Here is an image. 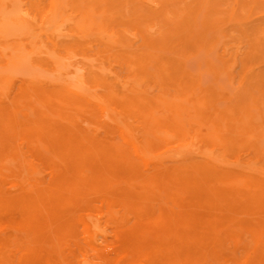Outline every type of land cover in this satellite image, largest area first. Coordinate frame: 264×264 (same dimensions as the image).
<instances>
[{
	"label": "rangeland",
	"instance_id": "1",
	"mask_svg": "<svg viewBox=\"0 0 264 264\" xmlns=\"http://www.w3.org/2000/svg\"><path fill=\"white\" fill-rule=\"evenodd\" d=\"M0 1H4V2H0V14H2L0 15V21L3 22L2 23L3 25L7 24V21L11 22L12 29L17 31V32H14V30H12L14 34L10 32L12 34L7 35L8 36V37L6 36L7 38L5 37L6 39H8L9 37L11 39L8 41H6L5 39V42H4V44L6 43L5 46L8 43V47L11 48L13 47V44L15 43L16 45L20 46L21 45L20 43L25 42L24 44L22 43L24 46L23 45L20 46V49L21 47H23L24 50L21 49L18 51L19 47L15 45L13 47L14 49L13 48L11 50L9 48H8L9 50L5 49L7 52H9L7 53V52H4L5 50L1 51L2 49L0 48V52H2L3 54V55H0V56H3L1 57V59H4V60L0 59L1 60L0 61V78H1L0 80H3L4 77L6 76L12 77L13 75H16L17 73L16 76H13L14 80L12 77L11 84L9 85L10 88L8 86V90L4 92L5 94L4 93L0 94V117H2L1 114H3L4 115L3 117H5L7 120L9 119L10 123L15 122V121L18 123L20 121L18 128L16 129V132H15L16 137L12 141V143L15 146L16 144H18L16 147L20 153L23 151L21 153V158H20L21 161L23 159L22 161L23 164L21 163L17 166V169L19 168L18 171L20 172L15 171L16 172L15 173L12 171H5L3 174L0 175V182L3 185H5L6 182L22 175L23 173H24L23 176L29 178L31 181L37 180L40 183H47L50 181L49 171L46 170L43 162L40 159H37L36 157L32 155V153L30 152V148L28 146V142L24 140L23 135H22V132H24V128L26 127V124L24 123L27 120L26 118H23V117H27L28 113L22 112L20 114L17 113V115H15L16 114L15 111L17 110L16 108L18 107V104L20 103L19 96L16 95L15 97V94H18L20 88L22 89L23 87L24 88L31 87L33 89H38V90L39 89L48 90L51 87L54 88L56 85L57 86L61 85L66 80L74 81V80H77L78 78L84 79V83H86L85 84L86 86L93 79V74H94L93 71L94 72L98 71L100 74H104L107 84L109 83L105 87L104 86L101 87L102 95L104 94L105 97L106 96L109 97V94H113L112 96H116V95H119V93H121L123 89H125L128 92L129 91L132 93L134 92L133 94L136 95V98L140 99L139 102L142 103L143 105L135 107L131 112H128L126 115L124 114L120 116H118L117 110H112L113 112L111 111L110 113L114 116L113 118L109 119L112 123L109 120H106V122H104L103 119L101 118H95L97 115V112L93 108H92L93 110L91 108L90 109L88 108V110H84L86 112L85 114L69 111L68 114L72 122L73 121L75 122V127L82 126L86 129L89 128L88 129L89 133L93 134L97 141L103 144L106 149L112 150L116 154L113 157L104 156L100 159H97V158L91 159L87 162V164H98L99 163L102 166L105 165L110 168L113 167L115 175L119 177L120 180L126 181L127 179H130L131 177L133 180H135L136 178L140 177L141 174L145 173V170L141 167L140 160L130 150L131 149L130 146L122 138H120L119 133L115 131V127L122 126V128H124V126L130 125L132 128L135 129V131L138 133L139 136L143 135L146 137V149H147L146 150L147 151L146 153V166H147L146 167V170H147L146 177H148L146 178L147 179L146 180V185H147L146 186V202H144V200H135L134 202L128 201L127 204L121 202L119 204L112 206V210L110 211L111 212L113 211L112 212L113 214L115 215L117 214L116 216L119 219H122L126 224H129L130 226L134 225L133 218L136 215V212L138 209H140V211L144 209H148L146 210V220L150 221L149 223H152L155 225L161 220L163 216V212H167L169 215H173L175 217L176 223L177 221L178 222L181 221L182 217L190 209L191 210L194 209V211L196 209L199 210V211L197 210L195 211L197 214L202 211L201 212L202 215H205V212H206V215H209L208 211L210 214H213L214 212L215 214L216 213L223 214L226 219L222 218L220 222H221V225H223V227L224 226L226 227V228L224 227L226 230L225 229H224L225 231L222 230V233L221 232L219 233L217 240L213 241V242H216V244L213 243L211 246L208 247L207 252H209L210 255L209 253L207 254V257L204 259L205 263L203 261V264H207V262L208 264H212V261H213V264H240V263L245 264V260L247 256L249 255L254 256L252 258V264H260L261 262H258V260L255 258L256 256L255 253H257L256 252L257 244H260V247L262 246L264 247V228H263L264 218H262V216L264 215V211H263L264 210V200H263L264 199V181H262L264 180V177L261 176V174L264 173V168H263L264 167V155H263L264 154V139L260 140L262 137L264 138L263 136L264 135V127H263L264 126L263 125L264 124V113H262L264 112V97H263L264 96V60H263L264 59V44H263L264 43V0H203L204 2H202V4H200L202 0H183V1L175 0V2L174 0H162V3H161V0H149V1L148 0H141V1L135 0L136 2L140 1V3H138L139 5H137L135 1H134L135 3H132L133 0H127V2L126 0H124V2L123 0H108L107 3H106L107 0H103L105 5L102 2V0H98V1L97 0L96 1L94 0H57V1L53 0L54 5L50 9H49V5L51 3V0H33V2L37 1L35 7L30 5L31 0H18V2H20L19 4L16 0H0ZM192 1H194L193 4H190L192 3ZM199 1L200 3H197ZM93 2H95V4H93ZM206 2H208L209 4ZM170 3L171 5H169ZM188 3L189 5H187ZM121 4L123 6H121ZM99 5H100V8H99ZM120 7H121V11L119 12ZM18 8H20L21 10ZM125 8L127 10H125ZM183 8H185L186 12H184ZM57 9L60 11V13ZM142 10L144 11V13L142 12ZM167 10L169 11V14ZM129 12L133 18L128 14ZM177 12L178 13L183 12L181 13L183 16H181L180 14H177ZM92 13H95V14L92 15ZM121 13L123 17H121ZM133 13L135 16L133 15ZM116 14H118V16ZM144 14H146V16ZM128 15L130 16L131 19L128 18L129 17ZM34 16H38L39 19L37 18L36 20V17L34 18ZM41 16H44L43 17L44 19H42ZM95 16L97 17V19L95 18ZM180 16L181 18H179ZM142 17H145L143 19L146 21L138 22L140 19L142 20ZM166 17L171 18V19L173 18L172 20L170 19L173 25L170 24V22H168L169 20ZM46 18H50V19L52 18V19L51 20L48 19L49 20L48 21L46 20ZM232 18L234 19L232 20ZM84 19L86 20V22H84L85 21ZM177 19H180V21L178 20L179 21L178 22ZM149 20H152V21L147 23V21ZM230 20H231V23L232 21L233 23L236 22V24H233L234 28L232 27ZM78 22H80L81 24ZM167 22L170 24V26L169 24H167ZM48 23H50L48 27H45ZM84 23H86L87 26ZM78 24L80 25V27ZM26 25H28V27L30 28H28ZM51 25L53 26L52 30H50L52 28ZM149 25L151 26V28ZM19 26H22V28ZM225 26H227V28ZM140 27H143V28L145 27L146 29L145 28L144 29L146 31H144L143 28L140 29ZM153 27H155V29H153ZM165 27H168V28L165 29ZM170 27L173 31H171V29L169 30ZM229 27H232V29ZM74 28H76V30H73ZM149 29L152 30L153 32H151ZM32 30H35V33L34 31L33 33H31ZM161 30L163 31L162 33H161ZM177 30L179 31L177 32ZM46 31H48L47 35L44 34ZM120 31L123 33V36L121 33H119ZM115 32H118V34H115ZM30 33L31 35H34L35 38L32 39L33 36H31ZM161 34L162 35L164 34V36H162ZM231 34H234L233 37L236 36V38H232ZM229 35L230 37H228ZM63 36H66V37H63ZM60 37H63V38H60ZM114 37H115V40H114ZM118 39L120 40L118 41ZM150 39L153 43H155V45H159L160 47L159 46L156 47L150 41ZM187 39H190V40H187ZM234 39L237 41L235 42ZM257 39H260V40L257 41ZM51 40L56 44L55 46L52 44ZM111 40H114V41L117 40V41L114 42ZM255 40L257 43H259L260 46L257 45ZM98 41H101V42H98ZM184 41L186 43H184ZM17 42L19 44H17ZM117 42H120V43H117ZM50 43H51V46H50ZM105 45L107 47L106 48L107 50L105 49ZM124 45H126V47ZM38 46L40 50L39 49L37 50ZM17 47L18 49H16ZM145 47L152 50V52L147 49L144 50ZM129 48H132V49H129ZM156 50L158 51L163 50L164 54L161 52H157ZM252 51H254L255 53ZM54 52L56 54H54ZM231 52H233V55H231L232 54ZM5 54L8 55V57ZM50 54L51 55L53 54L55 56L54 57L55 59L53 58V55L51 58ZM28 56H30V59ZM82 56H83V59H82ZM241 56H243L244 58L243 57L241 58ZM254 56L256 59L254 58ZM163 57H164V60L162 59ZM20 58L21 60H19ZM85 59H87L88 62ZM166 59H168V62H166ZM226 59L227 61L230 60V62H227ZM242 59L244 60L246 59V61ZM8 61H11V62H8ZM51 61H56L54 66L52 65ZM255 61L256 63H254ZM15 62L18 64H16ZM234 63L236 65H234ZM244 65H246L245 68H244ZM168 66L169 67L171 66V67L169 68ZM96 68H99V69H96ZM54 69L56 71L53 72ZM226 69L227 70L229 69V70L227 71ZM76 70L77 72H75ZM62 72L67 73V78H65V75L61 74ZM253 72H254V75L252 74ZM40 74H41V77H47V79L39 77ZM48 75L54 76V78L51 79L50 78L51 76L49 77ZM70 75L72 76L70 77ZM170 75L173 77H170ZM181 75H182V78H181ZM255 75L257 78L254 77ZM258 76L259 77L262 76L261 77L262 79L259 80L260 78ZM49 78L53 81H50ZM167 78L168 80H165ZM247 78L249 80H247ZM60 79H61V82H60ZM180 79L182 82H180ZM192 79H196L197 81L196 80L193 81ZM257 79H258V82H260L261 84L256 82ZM55 80H59L57 81L58 83L55 82ZM186 80L188 82H185ZM189 80L191 84H189ZM183 82L186 84L184 85ZM27 84L29 87L27 86ZM168 84L170 87L166 86ZM194 85L196 86V88ZM88 86L89 85H87V87ZM165 87H169V88L167 89ZM192 87H193L192 89L193 91L190 90V88ZM135 89L138 91H136ZM185 89H188L191 92L188 90L186 91ZM108 90H112L114 93L112 91H110L111 92L110 93ZM208 91H210V93ZM193 92H195V94ZM214 92H216L217 94H215ZM189 93L190 95H188ZM197 93H198V97L201 100L198 97L197 98L195 97L197 96L196 95ZM205 95L209 96L207 97L208 101L204 99L206 97ZM172 99L177 100V101L179 100V102L185 101L184 103L186 104L183 105V102L182 103L178 102L179 104H181L179 105L177 101L175 103V101L173 102ZM195 99H198L199 101L198 100L195 101ZM119 101L117 103H119ZM204 101L206 102L204 103V105L207 106V109H206V106H203ZM161 103H164L165 105ZM156 104L159 105L158 107L160 109H158ZM190 104L191 105L193 104L192 107ZM211 104L214 105V107L215 106L216 107L214 108ZM174 105L178 106L179 108L175 107ZM149 108H151L150 111H149ZM152 108L153 109L155 108V110H153ZM253 108L254 110H252ZM185 109H187V111ZM216 110L217 111L220 110L221 115L219 114V111L217 113L219 115H217ZM240 110L244 112H241ZM245 111H248V112L245 113ZM250 111L252 112V115H251L252 119L249 116L251 113ZM242 113L243 114L245 113L244 117L243 115L241 116ZM142 114H146V118H147L146 124H141L140 121L136 120L137 116H140ZM155 114L157 115V117ZM161 114H162V117H161ZM177 115L179 116V119H177L178 118ZM199 115L202 117H200ZM212 116H214L216 119L214 120V117L211 119ZM87 117L98 120V121H102V123L98 126L99 129L96 128V130H94L95 129L94 126L91 125L92 123L87 120ZM190 117L193 119H197V121L193 119L189 121ZM236 117H238V119H235ZM152 120L155 121V123L154 122L152 123ZM182 120L183 121L185 120V121L180 123L179 121H182ZM186 120H188L187 121L188 124L186 123ZM243 120L249 123L248 128L245 127L247 125L246 123L242 124L244 123ZM218 121L222 123L225 122V123L221 125V123ZM69 122L71 121L69 120L67 123L61 122V124L60 122L59 123L54 122L53 125L47 128L49 130L46 129V131H44L42 135L43 137L45 136L44 140L46 141V142L43 141L46 145L45 144L42 145L43 146L42 149L44 150V152L51 148H54L55 146L62 147L63 145L67 143L66 137L69 134H71L70 128L74 127V125L71 126V124L73 123H69ZM202 122H204V124ZM55 123L58 125L56 126ZM135 124L137 125L135 126ZM212 124H214L216 128H214ZM225 124H226V127L224 126ZM184 125H187V126H184ZM237 125L238 127H236ZM196 126L198 128H196ZM210 127H212V130H214L215 133L214 131L210 129ZM242 128H244V130ZM20 129L23 131L20 132ZM185 130H187L188 133ZM178 131L180 132L182 131V132L180 133ZM184 131L186 132V134ZM200 131H202L203 133ZM241 132L243 136H241L240 134ZM248 132L250 134H248ZM244 133H246L248 136L246 135L244 136ZM48 135L50 136V138L47 137ZM187 136H189L190 138ZM195 136L196 138H194ZM235 137H237V139H235ZM251 137H253V139ZM197 138L199 141L197 140ZM218 138L221 140H219ZM222 138H224L225 140ZM249 138L251 139V141ZM120 139H121L122 144H120L119 142ZM242 139H243V142H242ZM52 140L54 142H52ZM184 140L186 141V143ZM148 141H151V144L155 142L153 145L154 146L153 148L155 150H153V148L151 149L152 146L150 145ZM212 141L215 142V144ZM232 141H235V143L237 144L239 143V141H241L242 144L239 143L238 145H236V144H233ZM50 142L52 143V145L54 144L55 146L53 145L52 147L50 145L51 144ZM144 142L145 141H143V143ZM59 143L60 145H58ZM147 143L149 145H147ZM157 143H158V146L157 148H155ZM118 144H120L121 147L123 146L122 149L120 145L118 146ZM48 145L50 146V148L48 147ZM192 145H195L196 147L193 146L194 147L193 148ZM198 145H199V148H197ZM124 146L127 148H125ZM214 147H217V148H214ZM118 148L120 149L121 152L119 151ZM191 148L195 151H193ZM227 148L228 150L226 151ZM203 149H206V150H203ZM152 150L155 153H153ZM207 150L208 152H206ZM220 150L224 151V153H222V151ZM157 152L159 155L157 154ZM161 152H164V153H161ZM195 152H197L199 155L195 154ZM227 152H229V154ZM252 152L254 153V155ZM173 153L177 154V156H175ZM147 154L151 155V157L150 156L148 157ZM153 154L154 156H152ZM214 154H216L218 157H216V155ZM168 155L169 157H167ZM202 155L204 156L207 155L208 157L207 156L203 157ZM249 155H251L250 159H249ZM247 157L249 161L246 160ZM126 158H129V160ZM184 158H186L187 160ZM216 159L218 161L215 162ZM194 160L197 162L193 163L195 162ZM204 160L207 162V164ZM135 161L137 162L134 163ZM181 161L186 164L182 163ZM202 162H203V165H202ZM218 162H222V163L219 164ZM204 164H205V167H204ZM132 165H134V168H132L133 167ZM154 165H158V167L157 166L155 167ZM260 165H263V167ZM257 166L259 167V171L257 170L258 169ZM20 167H22L23 169ZM136 167L138 168L136 169ZM247 167L250 169H248ZM174 168L176 172L173 170ZM156 169L158 170L160 169V171L163 172L162 184L160 185L159 184L155 185L153 183V180H151L155 178L158 172V170ZM251 169H253V172ZM260 169L263 171V173L262 171H260ZM126 170L127 171L129 170V171L127 172ZM223 170L225 172H223ZM149 171L151 174H148ZM186 171L188 174L190 172H192V174L191 173L190 175L185 174ZM242 172L244 174H242ZM195 173L196 175H193ZM34 174L36 176H34ZM169 174H171L170 178L172 179H169ZM129 175L131 177H129ZM176 175L179 177H177ZM201 175L203 176L201 177ZM189 178L190 179L192 178V179L189 180ZM230 178L232 179L231 181L229 180ZM186 179L187 181H185ZM166 180L173 185L170 184L171 185L170 186ZM148 181L152 183L150 184L148 183L149 184L148 185L147 184ZM184 181L186 183L187 182H190V183L186 184ZM219 181L220 182L222 181L223 184L225 183V185H223ZM176 182H179V183H176ZM209 182H211V184H209ZM164 183H168V184H164ZM184 184L189 185V186L186 187V185ZM196 184H198L199 187H197ZM76 186H77V189H82L83 185L81 184V182H78L74 185L75 188ZM5 188L8 191L12 190L10 186L8 185H5ZM187 188H188V191L186 190ZM121 190L126 193L127 191H129V188L126 187V185H124L121 187ZM128 194L131 196L130 192H128ZM187 194H189L191 197ZM259 194L261 195L262 200ZM201 196H203L204 200L201 198ZM135 197L136 195H134L131 200H133ZM192 197L195 199H193ZM150 198L152 199L154 198L153 201L155 202H151L152 199ZM208 198H212V199L209 200ZM92 200H94L93 204L98 209L99 208L102 209L103 212L109 211L108 206L104 204L101 199L92 198ZM196 200L198 202H195ZM257 200H259V202L261 203H259ZM147 201H149L150 203ZM209 201L212 204V206L209 203ZM203 202H204V205L206 206L202 204ZM239 202L242 204V206L245 205L244 206L245 208L242 207L241 205H239L240 206L239 208L238 207V204H240ZM196 203L199 205L196 206ZM145 204L147 208L144 207ZM164 204H166L167 206H165ZM259 204L263 208L256 207V206H259ZM149 205L151 208L149 207ZM200 205L203 206L207 211L205 209L204 210L200 209L201 208ZM209 205L214 209L210 208ZM214 205L216 206V210H215V207H213ZM234 205L236 207H234ZM125 210L128 212V214L127 212H125ZM153 210L155 212H153ZM210 210L212 211L210 212ZM218 210L221 212H219ZM230 211L236 212V213L231 214ZM238 212H240L241 214L244 213V215H241ZM245 213L247 214L245 215ZM201 214L199 215L201 216ZM255 214H257V216ZM94 215L97 220L99 219L103 222L104 225L106 224V217L98 214L100 216L99 218L97 214H94ZM232 215L235 217H233ZM252 220H255V221H252ZM256 221L258 223L260 222V224L263 223V225L261 224L263 227L259 226L260 228H258L259 224ZM227 222L228 224H231L232 228L234 227L236 229L234 228L232 229L230 225L229 226L226 225ZM245 222H248V223L250 222L249 223L250 226L248 223H245ZM241 223L243 224L245 223V224L243 225ZM252 223L255 224L256 226H254ZM184 225L188 230L193 229V223L187 222V223H184ZM202 225L203 226L205 225L204 222L201 224V226ZM107 226H108L107 227L108 232L112 233V226L109 224ZM191 226L192 228H189ZM203 228L207 229L206 226H204ZM157 231H158V228H156V226L147 225L146 229L144 230V235H146L147 238H150V236L152 238L154 234H156ZM229 231H231V233H229ZM235 232L236 233L238 232L239 234H236ZM14 233H16L15 230H14ZM223 234H225L226 236ZM226 237L228 239H225ZM239 239L241 241H239ZM244 243H247V244L249 243L248 247H247V244H244ZM224 244H225V247H224ZM229 244L231 247L229 246ZM79 246H85V244H84L81 234H79V231H78V234L76 235V237H74L72 240L69 241V247H70V250L74 254H78ZM223 248L225 249L223 250ZM226 252L228 253V256ZM189 259H190V253L188 251H181L176 254L170 255V257L168 258V263L169 264H190ZM93 261L98 264L100 263L98 259H93Z\"/></svg>",
	"mask_w": 264,
	"mask_h": 264
},
{
	"label": "bare ground",
	"instance_id": "2",
	"mask_svg": "<svg viewBox=\"0 0 264 264\" xmlns=\"http://www.w3.org/2000/svg\"><path fill=\"white\" fill-rule=\"evenodd\" d=\"M18 2V0H16ZM57 1V0H56ZM96 1V0H94ZM98 1V0H97ZM135 0H133L132 3ZM141 1V0H140ZM136 2L137 5H139ZM149 1V0H148ZM183 1V0H182ZM0 2H4V1H0ZM15 2V1H14ZM37 2V1H36ZM36 2L33 0H31V6L35 7L36 6ZM65 2V1H64ZM103 2V0H102ZM108 2V0L106 1V3ZM124 2V0H123ZM127 2V0H126ZM166 2V1H165ZM173 2V1H171ZM175 2V0H174ZM194 1H192L193 4ZM196 2V1H195ZM202 2H204L203 0L197 3L202 4ZM20 2H18L19 4ZM88 3V2H87ZM98 3V2H96ZM104 3V2H103ZM102 3V4H103ZM119 3V1H118ZM162 3V0H161ZM177 3V2H176ZM189 3L187 5H189ZM208 3V2H206ZM67 4V3H65ZM64 4V5H65ZM89 4V3H88ZM93 4H95V2H93ZM123 4V3H122ZM121 4V6H123ZM126 4V3H125ZM209 4V3H208ZM238 4V3H236ZM21 5V4H20ZM54 5V1L51 0V3L49 5V9L51 7H53ZM60 5V4H59ZM58 5V7H59ZM87 5V4H86ZM101 5V4H100ZM99 5V8H100ZM105 5V3H104ZM108 5V4H107ZM134 5V4H133ZM132 5V6H133ZM171 5V3L169 4ZM178 5V4H177ZM199 5V4H198ZM81 6V5H80ZM85 6V5H84ZM96 6V5H95ZM128 6V5H127ZM181 6V5H180ZM186 6V5H184ZM20 7V6H19ZM22 7V6H21ZM68 7V6H67ZM91 7V6H90ZM93 7V5H92ZM104 7V6H103ZM109 7V6H108ZM126 7V6H125ZM170 7V6H169ZM168 7V8H169ZM2 8V7H1ZM26 8V7H25ZM63 8V7H62ZM102 8V7H101ZM110 8V7H109ZM119 8V7H118ZM124 8V7H122ZM127 8V7H126ZM125 8V10H127ZM182 8V7H181ZM3 9V8H2ZM20 9V8H18ZM84 9V8H83ZM106 9V8H105ZM137 9V8H136ZM184 12L185 11V8ZM211 9V8H210ZM21 10V9H20ZM58 10V9H57ZM101 10V9H99ZM112 10V9H111ZM124 10V9H122ZM237 10V8H236ZM235 10V12H236ZM11 11V10H10ZM17 11V10H16ZM59 11V10H58ZM92 11V10H90ZM89 11V12H90ZM117 11V10H116ZM121 11V7L119 12ZM130 11V10H128ZM132 11V10H131ZM168 11V10H167ZM4 12V11H3ZM94 12V11H92ZM113 12V11H111ZM123 12V11H122ZM127 12V11H126ZM125 12V13H126ZM142 12L144 13V11L142 10ZM141 12V13H142ZM146 12V11H145ZM165 12V11H163ZM172 12V11H171ZM212 12V11H211ZM210 12V13H211ZM47 13V12H46ZM60 13V11H59ZM107 13V12H105ZM142 13V14H143ZM173 13V12H172ZM181 13L183 12H177V14H180L181 16H183ZM209 13V11H208ZM12 14V13H11ZM48 14V13H47ZM95 13H92V15ZM104 14V13H103ZM102 14V16H103ZM130 15V12L128 13ZM169 14V11H168ZM212 14V13H211ZM235 14V13H234ZM233 14V15H234ZM2 15V14H0ZM44 15V14H43ZM90 15V14H89ZM106 15V14H105ZM111 15V14H110ZM118 16V14H116ZM125 15V14H123ZM127 15V14H126ZM128 15V16H129ZM134 15V13H133ZM146 16V14H144ZM143 15V16H144ZM209 15V14H208ZM5 16V15H4ZM27 16V15H26ZM29 16V15H28ZM91 16V15H90ZM131 16V15H130ZM130 16L128 18H130ZM135 16V15H134ZM172 16V15H171ZM181 16L179 18H181ZM202 16V15H201ZM31 17V16H30ZM36 17V20L38 18V16H34V18ZM42 19H44V16H41ZM48 17V16H47ZM88 17V16H87ZM86 17V18H87ZM107 17V16H106ZM121 17L122 13H121ZM132 17V16H131ZM168 17V16H167ZM166 17V18H167ZM3 18V17H2ZM95 18L97 19V17L95 16ZM101 18V17H100ZM133 18V17H132ZM135 18V17H134ZM137 18V17H136ZM139 18V16H138ZM142 17V20L140 19L138 22L141 21H146L144 20ZM176 18V17H175ZM39 19V18H38ZM50 18H46V20H48ZM52 19V18H51ZM50 19V20H51ZM83 19V18H82ZM81 19V20H82ZM91 19V18H90ZM127 19V18H126ZM131 19V18H130ZM129 19V20H130ZM151 19V18H149ZM170 22V24H172L171 18H167ZM171 19V20H170ZM234 18H232L233 20ZM33 20V19H32ZM80 20V19H79ZM85 20V19H84ZM83 20V21H84ZM104 20V19H103ZM125 20V19H124ZM153 20V19H152ZM152 20L147 21L150 22ZM156 20V19H155ZM165 20V19H164ZM180 21V19H177V21ZM49 21V20H48ZM56 21V20H55ZM54 21V22H55ZM82 21V22H83ZM101 21V20H99ZM136 21V20H135ZM163 21V20H161ZM178 21V22H179ZM235 21V20H234ZM86 22V20L84 21ZM88 22V21H87ZM155 22V21H154ZM160 22V21H159ZM167 22V24H169ZM228 22V20H227ZM240 22V21H239ZM3 22L0 21V48L2 49L1 51H4L5 49L7 50L8 47V43H7V48L4 44L5 39L8 37L7 35L9 34H14L15 31L14 29H12V23L7 21V24H2ZM52 23V22H51ZM80 23V22H78ZM165 23V22H164ZM231 23V20H230ZM50 23H48L45 27H48ZM66 24V23H65ZM64 24V25H65ZM81 24V23H80ZM86 25V23H84ZM144 24V22H143ZM155 24V23H154ZM166 24V25H167ZM169 24V26H170ZM233 24L231 23L232 27L234 28ZM29 25V24H28ZM28 25H26L28 27ZM79 25V24H78ZM77 25V26H78ZM90 25V24H89ZM157 25V24H156ZM173 25V24H172ZM52 26V25H51ZM50 26V27H51ZM87 26V25H86ZM141 26V25H140ZM150 26V25H149ZM168 26V27H169ZM228 26V25H227ZM227 26H225L227 28ZM230 26V25H229ZM18 27V26H17ZM22 28V26H19ZM25 27V26H24ZM26 27V29H27ZM55 27V26H54ZM80 27V25H79ZM85 27V26H84ZM89 27V26H88ZM96 27V26H95ZM168 27H165V29H167ZM176 27V26H175ZM232 27H229L232 29ZM236 27V26H235ZM30 28V27H28ZM91 28V27H90ZM103 28V27H102ZM143 27H140V29H142ZM145 28V27H144ZM143 28L144 31H146ZM149 28V27H148ZM151 28V26H150ZM177 28V27H176ZM225 28V30H226ZM238 28V27H237ZM244 28V26H243ZM32 29V28H31ZM53 29V26L50 30ZM126 29V28H125ZM128 29V28H127ZM153 29H155V27H153ZM164 29V27H163ZM171 29V27L169 28V30ZM180 29V27H179ZM12 30H14V32H12ZM49 30V31H50ZM61 30V29H60ZM73 30H76V28H74ZM120 30V29H119ZM123 30V29H122ZM150 30V29H149ZM247 30V29H246ZM25 31V30H24ZM35 33V30H32L31 33ZM66 31V30H65ZM125 31V30H124ZM129 31V30H128ZM142 31V32H144ZM148 31V30H147ZM151 32H153L152 30H150ZM149 31V32H150ZM166 31V30H165ZM171 31H173L171 29ZM176 31V30H175ZM179 30H177L178 32ZM228 31V30H227ZM12 32V33H10ZM83 32V31H82ZM155 32V31H154ZM163 31L161 30V33ZM176 32V33H177ZM236 32V31H235ZM246 32V31H245ZM249 32V31H248ZM30 33V35H31ZM74 33V32H73ZM71 33V34H73ZM85 33V32H84ZM83 33V34H84ZM104 33V32H102ZM119 33L122 34L123 33L120 31ZM129 33V32H128ZM132 33V32H131ZM134 33V32H133ZM180 33V32H179ZM45 35L48 34V31H46L44 33ZM111 34V32H110ZM115 34H118V32H115ZM140 34V33H139ZM144 34V33H143ZM16 35V34H15ZM96 35V34H95ZM94 35V36H95ZM131 35V34H130ZM136 35V34H135ZM134 35V36H135ZM162 35V34H161ZM178 35V34H177ZM234 34H231L232 38H236V36L233 37ZM260 35V34H259ZM7 36V37H6ZM28 36V35H27ZM33 38H35L34 35ZM98 36V35H97ZM125 36V35H124ZM128 36V35H127ZM132 36V35H131ZM164 36V34L162 35ZM261 36V35H260ZM263 36V35H262ZM6 37V38H5ZM24 37V36H22ZM66 37V36H63ZM60 37V38H63ZM100 37V36H99ZM133 37V36H132ZM227 37V36H226ZM230 37V35L228 36ZM17 38V37H16ZM137 38V37H136ZM14 39V38H12ZM20 39V38H19ZM22 39V38H21ZM102 39V38H101ZM113 39V38H112ZM131 39V38H130ZM143 39V38H142ZM145 39V38H144ZM152 39V38H151ZM150 39V41H151ZM231 39V38H230ZM11 40L10 37L8 39H6V41ZM84 40V39H83ZM115 40V37H114ZM111 40V41H114ZM120 39H118L119 41ZM146 40V39H145ZM184 40V39H183ZM190 40V39H187ZM185 40V41H187ZM235 40V39H234ZM260 39H257V41ZM17 41V40H16ZM52 41V40H51ZM57 41V40H56ZM92 41V40H91ZM117 41V40H116ZM114 41V42H116ZM128 41V40H127ZM184 41V43H186ZM229 41V40H228ZM237 40H235L236 42ZM12 42V41H11ZM22 42V41H20ZM29 42V41H28ZM101 42V41H98ZM134 42V41H133ZM152 42V41H151ZM256 42V40H255ZM10 43V42H9ZM14 43V42H13ZM23 43V42H22ZM22 43H20L21 45H23ZM31 43V42H30ZM29 43V44H30ZM120 43V42H117ZM132 43V42H131ZM153 43V42H152ZM257 43V42H256ZM12 44V43H11ZM17 44H19L17 42ZM52 44L55 46L56 44L52 41ZM115 44V43H114ZM155 45V43H153ZM264 44V43H263ZM10 45V44H9ZM16 45L13 44V47ZM20 45V46H21ZM31 45V44H30ZM46 45V44H45ZM44 45V46H45ZM257 45H259V43H257ZM12 46V45H11ZM18 46V45H16ZM18 47L16 49L21 50L23 49V47H21L20 49ZM24 46V45H23ZM51 46V43H50ZM103 46V45H102ZM121 46V45H119ZM126 47V45H124ZM156 47L159 45H155ZM176 46V45H175ZM260 46V45H259ZM9 48L10 50L13 48ZM53 47V46H52ZM160 47V46H159ZM257 47V46H256ZM59 48V47H58ZM106 45H105V49H106ZM8 49V50H9ZM14 49V48H13ZM40 50L39 46L37 48V50ZM132 49V48H129ZM134 49V48H133ZM136 49V48H135ZM143 49V48H141ZM150 50L149 48H144V50ZM162 49V48H161ZM239 49V48H238ZM4 52H7V51ZM24 50V49H23ZM22 50V52H23ZM59 50V49H58ZM107 50V49H106ZM233 50V49H231ZM252 50V49H251ZM17 51V50H16ZM14 51V52H16ZM27 51V50H25ZM32 51V50H31ZM42 51V50H41ZM152 52V50H150ZM154 51V49H153ZM157 52H161L164 54V51H158ZM163 51V52H162ZM171 51V50H170ZM235 51V50H234ZM255 51V49H254ZM252 51V52H254ZM3 52V53H4ZM13 52V51H12ZM21 52V53H22ZM114 52V50H113ZM148 52V51H147ZM166 52V50H165ZM251 52V51H250ZM9 53V52H7ZM34 53V52H33ZM32 53V54H33ZM73 53V52H72ZM172 53V52H171ZM170 53V54H171ZM233 55V52H231ZM255 53V52H254ZM27 54V53H26ZM31 54V53H30ZM54 54H56L54 52ZM107 54V53H106ZM169 54V52H168ZM0 55H3L2 52H0ZM6 55V54H5ZM13 55V54H12ZM51 55V54H50ZM53 55V54H52ZM51 55V58H52ZM8 57V55H6ZM36 56V55H35ZM47 56V54H46ZM230 56V55H229ZM3 56H0V59ZM5 57V58H7ZM30 59V56H28ZM55 56L53 55V58ZM243 56H241L242 58ZM17 58V57H16ZM15 58V59H16ZM63 58V57H61ZM67 58V56H66ZM70 58V57H69ZM166 58V57H165ZM230 58V57H228ZM240 58V57H239ZM238 58V59H239ZM244 58V57H243ZM255 58V56H254ZM262 58V57H261ZM260 58V59H261ZM18 59V58H17ZM28 59V58H27ZM28 59V60H29ZM55 59V58H54ZM83 59V56H82ZM93 59V58H91ZM164 60V57L162 58ZM256 59V58H255ZM4 60V59H1ZM0 60V61H1ZM8 60V59H7ZM21 60V58L19 59ZM59 60V59H58ZM65 60V59H63ZM68 60V59H67ZM73 60V59H72ZM87 62L88 60L85 59ZM244 60V59H242ZM258 60V59H257ZM264 60V59H263ZM26 61V60H25ZM62 61V59H61ZM180 61V60H178ZM227 61V59H226ZM235 61V60H234ZM246 61V59L244 60ZM243 61V62H244ZM11 62V61H8ZM29 62V61H28ZM52 65L54 66L56 61H51ZM166 62H168V59H166ZM227 62H230L227 61ZM248 62V61H247ZM16 63V62H15ZM237 63V62H236ZM245 63V62H244ZM256 63V61L254 62ZM18 64V63H16ZM15 64V65H16ZM167 64V63H166ZM247 64V63H246ZM13 65V64H12ZM63 65V64H62ZM174 65V64H173ZM234 65H236L234 63ZM99 66V65H98ZM167 66V65H166ZM172 66V65H171ZM170 66V67H171ZM228 66V65H227ZM69 67V66H68ZM169 67V66H168ZM169 67V68H170ZM215 67V66H214ZM213 67V68H214ZM225 67V66H224ZM233 67V65H232ZM246 67V65H244V68ZM262 67V66H261ZM231 68V67H230ZM242 68V67H241ZM243 68V70H244ZM253 68V67H251ZM263 68V67H262ZM40 69V68H39ZM99 69V68H96ZM152 69V68H151ZM168 69V68H167ZM233 69V68H232ZM231 69V71H232ZM78 70V68H77ZM77 70L75 72H77ZM150 70V69H149ZM170 70V69H169ZM215 70V69H214ZM227 70V69H226ZM225 70V71H226ZM229 70V69H228ZM227 70V71H228ZM56 71L55 69L53 70V72ZM67 71V70H66ZM104 71V70H103ZM239 71V70H238ZM4 72V71H3ZM45 72V71H44ZM92 72V71H91ZM93 79L87 84L89 85L87 87V85L85 86L86 83H84V79H77L74 81H69L66 80L64 81L61 85L59 86H55L54 88L51 87L48 90H38V89H33V88H20L18 94H15L19 96L20 98V103L18 104V107L15 109V115L20 114L22 112H27V117H23L26 118L27 120L25 121L24 124H26V129L24 128V132H22L23 130L20 129V132H22L23 138L24 140H26L28 142V146L30 148V152L32 153V155L34 157H36L37 159H40L43 164L44 167L46 168V170L49 171L50 173V181L47 183H40L39 181L35 180V181H31L29 178L23 176L22 175L6 182L5 185L10 186V188L12 189L11 191L6 190L5 185H3L0 182V264H98L96 262L93 261V259H98L99 260V264H169L168 263V258L170 257V255L176 254L178 252L181 251H188L190 253V264H203L204 259L207 257V254L209 252H207V249L209 246H211L213 243L216 244V242H213L214 240H217V237L219 235V233H222V230L225 231L226 227L224 228L223 225H221V220L222 218H225L223 214H218L215 212L213 214H210L208 211L209 215H202L201 212L200 213H196L194 209H190L187 211V213L182 217L181 221H177V223L175 222V217L173 215H169L167 212H163V216L161 218V220L155 225L152 223H149L150 221L146 220V210L148 209H144L141 210L138 209L136 212V215L134 216L133 220H134V225L130 226L129 224H126L122 219H119L115 214H113L110 210H112V206L119 204V203H126L128 201H132L134 202L135 200H144V202H146V153H147V149H146V137L145 136H139L138 133L135 131L134 128H132L130 125L129 126H124V128H122V126H116L115 127V131H117L119 133L120 138H122L129 146H130V150L134 153V155L140 160V165L141 167L145 170V173L141 174L140 177L136 178L135 180L132 179V177L129 175V177H131L130 179H127L126 181H122L119 179V177H117L114 173V168H110L108 166L105 165H100L98 164H87V162L91 159H100L104 156H111L113 157L115 154L114 151L112 150H108L104 147L103 144H101L99 141L96 140L95 136L91 133H89V128L86 129L82 126H78L75 127V122L70 119L69 116V111L70 112H75V113H82L85 114L86 112L84 110H88V108L90 109H95V111L97 112V115L95 118H101L103 119L104 122H106V120H109L110 118H113L114 115H112L110 112L112 110H117L118 116L120 115H126L128 112H131L135 107L141 106L143 105L142 103H140V99L136 98V95H134L132 92H128L127 90L123 89L121 91V93H119V95L116 96H112L113 94H109V97L103 94L102 95V90L101 87H105L107 84L106 82V78L104 76V74H100L98 71H93ZM170 73V72H169ZM168 73V74H169ZM239 73V72H237ZM5 74V73H3ZM2 74V75H3ZM7 74V73H6ZM61 74L65 75V78H67V73L66 72H62ZM171 74V73H170ZM242 74V72H241ZM254 75V72L252 73ZM13 75V74H12ZM11 75V76H12ZM17 75V73H16ZM13 75V76H16ZM174 75V74H173ZM12 76V77H13ZM49 76V75H48ZM51 76V75H50ZM49 76V77H50ZM72 75H70L71 77ZM152 76V75H151ZM156 76V75H155ZM180 76V75H179ZM178 76V78H179ZM263 76V74H262ZM261 76V77H262ZM3 77V76H2ZM12 77H4L3 80H0V94L4 93L5 91L8 90V86L11 84L12 81ZM38 77V76H37ZM41 77V74L40 76ZM69 77V78H70ZM170 77H173L170 75ZM193 77V76H192ZM249 77V76H248ZM253 77V76H252ZM256 77V75L254 76ZM253 77V78H254ZM259 77V76H258ZM259 77L261 80L262 78ZM28 78V77H27ZM44 79H47V77H41ZM51 79L54 78V76L50 77ZM49 78L50 81H53ZM76 78V77H75ZM74 78V79H75ZM182 78V75H181ZM188 78V77H187ZM257 78V77H256ZM1 79V78H0ZM153 79V78H152ZM186 79V78H185ZM14 80V77H13ZM30 80V79H29ZM165 80H168L165 79ZM183 80V79H182ZM193 81H195L196 79H192ZM247 80H249L247 78ZM246 80V81H247ZM27 81V80H26ZM59 80H55V82H57ZM197 81V80H196ZM255 81V80H254ZM61 82V79H60ZM59 82V83H60ZM180 82L181 79H180ZM185 82H188L187 80ZM202 82V81H201ZM258 82V79L257 81ZM58 83V82H57ZM166 83V82H165ZM172 83V82H171ZM178 83V82H177ZM184 83V82H183ZM194 83V82H193ZM196 83V82H195ZM260 83V82H258ZM186 83H184L185 85ZM189 84H191L190 80H189ZM197 84V83H196ZM245 84V83H244ZM261 84V83H260ZM165 85V84H164ZM178 85V84H177ZM188 85V84H187ZM28 86V84H27ZM166 86H169L166 85ZM181 86V85H180ZM195 86V85H194ZM263 86V85H262ZM29 87V86H28ZM88 89H87V88ZM170 87V86H169ZM169 87H165V88H169ZM182 87V86H181ZM180 87V88H181ZM7 88V89H6ZM10 88V86H9ZM134 88V87H133ZM187 88V86H186ZM196 88V86H195ZM192 88H190V90H192ZM261 89V88H260ZM105 90V89H104ZM136 90V89H135ZM186 91L188 89H185ZM188 90V91H190ZM109 92L112 90H108ZM138 91V90H136ZM193 91V90H192ZM199 91V90H198ZM258 91V90H257ZM113 92V91H112ZM144 92V91H143ZM191 92V91H190ZM210 93V91H208ZM261 92V91H260ZM111 93V92H110ZM114 93V92H113ZM195 94V92H193ZM204 93V92H203ZM215 94H217L216 92H214ZM213 93V94H214ZM5 94V93H4ZM137 94V93H136ZM166 94V93H165ZM180 94V93H179ZM185 94V93H183ZM206 94V93H205ZM212 94V95H213ZM214 94V95H215ZM219 94V93H218ZM221 94V93H220ZM190 95V93L188 94ZM197 96H195L196 98L198 97V93L196 94ZM202 95V94H201ZM164 96V95H163ZM181 96V95H180ZM183 96V95H182ZM187 96V95H186ZM206 96V95H205ZM220 96V95H219ZM117 97V99H116ZM177 97V96H176ZM188 97V96H187ZM206 96L204 99L207 100ZM264 97V96H263ZM181 98V97H180ZM199 98V97H198ZM154 99V97H153ZM178 99V98H177ZM200 99V98H199ZM13 100V99H12ZM15 100V99H14ZM120 100V101H119ZM167 100V99H166ZM170 100V99H169ZM198 99H195V101ZM201 100V99H200ZM119 101V103H117ZM172 101L176 103L177 100H173ZM182 101V99H181ZM194 101V100H193ZM199 101V100H198ZM208 101V100H207ZM211 101V100H210ZM209 101V102H210ZM145 102V101H144ZM179 102V100L177 101V103ZM183 105L186 104L184 103L185 101H182ZM179 102V103H182ZM208 102V103H209ZM157 103V101H156ZM170 103V102H169ZM168 103V104H169ZM178 103V104H179ZM200 103V102H199ZM204 103H206L205 101L203 102V106ZM207 103V104H208ZM262 103V102H261ZM140 104V105H139ZM149 104V103H148ZM164 104V103H161ZM173 104V103H172ZM157 105V104H156ZM165 105V104H164ZM181 105V104H179ZM191 105V104H190ZM193 105V104H192ZM191 105V107H192ZM198 105V104H197ZM212 105V104H211ZM220 105V104H219ZM159 105H157L158 107ZM163 106V105H161ZM160 106V107H161ZM167 106V105H166ZM175 107H178L176 105H174ZM214 107V105H212ZM171 107V106H170ZM188 107V106H187ZM216 107V106H215ZM214 107V108H215ZM221 107V106H220ZM261 107V106H260ZM14 108V107H12ZM11 108V109H12ZM156 108V107H155ZM155 108L153 110H155ZM179 108V107H178ZM190 108V107H189ZM213 108V109H214ZM263 108V107H262ZM92 109V110H93ZM151 108H149L150 111ZM158 109H160L158 107ZM172 109V108H171ZM181 109V108H180ZM191 109V108H190ZM198 109V108H197ZM203 109V108H202ZM207 109V106H206ZM218 109V108H217ZM220 109V108H219ZM5 110V109H4ZM166 110V109H165ZM173 110V109H172ZM183 110V109H182ZM187 111V109H185ZM211 110V109H210ZM215 110V109H214ZM212 110V111H214ZM254 110V108L252 109ZM262 110V109H261ZM178 111V110H176ZM181 111V110H180ZM219 114L221 113L220 110ZM218 111L216 110V114L218 113ZM241 112H244L242 110H240ZM90 112V111H89ZM93 112V111H92ZM113 112V111H112ZM155 112V111H154ZM248 111H245V113ZM251 112V111H250ZM249 112V113H250ZM2 113V112H1ZM176 113V112H175ZM180 113V112H179ZM188 113V112H187ZM245 113L241 114V116L245 115ZM264 113V112H262ZM30 114V115H29ZM96 114V113H94ZM148 114V113H147ZM164 114V113H163ZM172 114V113H171ZM215 114V113H214ZM215 114V115H216ZM217 114V115H219ZM2 117H0V175L3 174L5 171H12V172H20L17 169V166L19 164H23V159L21 161V153L23 152H19L17 149V145H13L12 141L15 139L16 135V129L18 128L19 122L17 123L15 120V122H9V119L7 120L5 117H3L4 115L1 114ZM14 115V117H15ZM93 115V114H92ZM156 115V114H155ZM160 115V114H159ZM186 115V114H185ZM194 115V114H192ZM191 115V116H192ZM210 115V114H209ZM208 115V116H209ZM214 115V116H215ZM221 115V114H220ZM223 115V114H222ZM226 115V114H225ZM239 115V114H238ZM252 115V112L250 113V117ZM116 116V115H115ZM166 116V115H165ZM178 116V115H177ZM200 116V115H199ZM212 116L211 119L214 117ZM240 116V117H241ZM157 117V115H156ZM155 117V119H156ZM162 117V114H161ZM202 117V116H200ZM199 117V118H200ZM216 117V116H215ZM214 117V120L217 118ZM222 117V116H221ZM239 117V116H238ZM238 117H236L235 119H238ZM10 118V117H9ZM131 118V116H130ZM164 118V117H163ZM173 118V117H172ZM209 118V117H208ZM207 118V119H208ZM220 118V117H219ZM242 118V117H241ZM247 118V117H246ZM20 119V118H19ZM146 114H142L140 116H137L138 121L141 122V124H146ZM179 119V116L178 118ZM176 119V120H177ZM185 119V118H184ZM193 119L190 117L189 121ZM206 119V120H207ZM252 119V117H251ZM250 119V120H251ZM11 120V119H10ZM71 121L69 123H73L71 124L74 125V127L70 128V132L71 134H69L66 137V141L67 143L65 145L61 146H55L54 144V148H51L47 151L44 152V150L42 149V145L45 144L43 141L45 136L43 137V133L44 131H46L47 128H49L51 125H53L54 122H68ZM87 120L90 121L94 126V130H96V128H98V126L102 123V121H98L92 118L87 117ZM162 120V119H161ZM196 120L197 119H193ZM210 120V119H209ZM213 120V121H214ZM245 120V119H244ZM243 120V121H244ZM248 120V119H247ZM249 120V122H250ZM18 121V120H17ZM24 121V120H23ZM110 121V120H109ZM185 121V120H184ZM179 121L181 122H184ZM188 120H186L187 123ZM226 121V120H225ZM246 121V120H245ZM242 124H247L245 127L248 128V122H245ZM81 122V121H80ZM103 122V123H104ZM111 122V121H110ZM155 123V121L152 120V123ZM158 122V121H157ZM175 122V121H174ZM206 122V121H205ZM220 122V121H218ZM239 122V121H238ZM55 125L57 126L58 124ZM88 123V122H87ZM112 123V122H111ZM164 123V122H163ZM173 123V122H171ZM195 123V122H194ZM193 123V124H194ZM197 123V122H196ZM204 124V122H202ZM207 123V122H206ZM213 123V122H212ZM221 125L224 124L225 122H220ZM120 124V122H119ZM138 124V123H137ZM135 124V126L137 125ZM175 124V123H174ZM188 124V123H187ZM192 124V123H190ZM189 124V125H190ZM211 124V122H210ZM219 124V123H218ZM216 124V125H218ZM241 124V123H240ZM251 124V123H250ZM106 125V124H105ZM108 125V124H107ZM139 125V124H138ZM181 125V124H180ZM206 125V124H205ZM214 126V128H216V126L214 124H212ZM210 125V126H212ZM264 125V124H263ZM86 126V125H85ZM91 126V127H93ZM156 126V125H154ZM187 126V125H184ZM195 126V125H194ZM209 126V125H208ZM206 126V127H208ZM226 127V124L224 125ZM250 126V125H249ZM89 127V126H87ZM106 127V126H105ZM104 127V128H105ZM114 127V126H113ZM126 127V128H125ZM173 127V126H172ZM176 127V126H175ZM221 127V126H220ZM224 127V128H225ZM238 127V125L236 126ZM240 127V125H239ZM264 127V126H263ZM101 128V127H100ZM103 128V127H102ZM112 128V127H110ZM174 128V127H173ZM179 128V127H178ZM182 128V127H180ZM196 128H198L196 126ZM218 128V127H217ZM23 129V128H22ZM99 129V128H98ZM187 129V128H186ZM210 129L212 130V127H210ZM221 129V128H220ZM238 129V128H237ZM244 130V128H242ZM246 129V128H245ZM49 130V129H47ZM178 130V129H177ZM201 130V129H200ZM217 130V129H216ZM239 130V129H238ZM99 131V130H97ZM155 131V130H154ZM175 131V129H174ZM187 132V130H185ZM184 131V132H185ZM196 131V130H195ZM214 131V130H212ZM224 131V130H223ZM221 131V132H223ZM242 131V130H241ZM252 131V130H251ZM158 132V131H157ZM180 132V131H178ZM182 132V131H181ZM180 132V133H181ZM185 132V134H186ZM202 132V131H200ZM211 132V131H210ZM217 132V131H216ZM219 132V130H218ZM69 133V132H68ZM188 133V132H187ZM199 133V132H198ZM203 133V132H202ZM201 133V134H202ZM213 133V132H212ZM211 133V134H212ZM215 133V131H214ZM213 133V134H214ZM149 134V133H148ZM179 134V133H178ZM209 134V133H208ZM241 136L242 132L240 133ZM248 134H250L248 132ZM150 135V134H149ZM210 135V134H209ZM248 136L246 133H244V136ZM53 136V135H52ZM205 136V135H204ZM216 136V135H214ZM264 136V135H263ZM48 138H50V136H47ZM185 137V136H184ZM189 137V136H187ZM239 137V136H238ZM255 137V136H254ZM261 137V136H259ZM47 138V139H48ZM190 138V137H189ZM196 138V136L194 137ZM202 138V137H201ZM200 138V140H201ZM253 139V137H251ZM156 139V138H155ZM173 139V138H172ZM183 139V138H182ZM203 139V138H202ZM219 139V138H218ZM224 139V138H222ZM235 139H237V137H235ZM245 139V138H243ZM242 139V142H243ZM250 139V138H249ZM264 139L263 137L260 139L262 140ZM108 140V139H107ZM148 140V139H147ZM152 140V139H151ZM157 140V139H156ZM179 140V139H178ZM192 140V138H191ZM198 140V138H197ZM216 140V139H215ZM214 140V141H215ZM221 140V139H219ZM225 140V139H224ZM257 140V139H256ZM118 141V140H117ZM116 141V143H117ZM143 141H145L143 143ZM185 141V140H184ZM199 141V140H198ZM246 141V140H245ZM251 141V139H250ZM46 142V141H45ZM52 142H54L52 140ZM120 144L121 143V139H120ZM118 142V143H119ZM150 143V145L152 146L151 149L154 147V143L151 144V141H148ZM211 142V141H209ZM213 142V141H212ZM233 144L238 145L239 143H241V141H239V143H235V141H232ZM237 142V141H236ZM51 143V142H50ZM159 143V142H158ZM155 146V148H157L158 146ZM182 143V142H181ZM184 143V142H183ZM186 143V141H185ZM184 143V144H185ZM215 144V142H213ZM212 143V144H213ZM118 144V146L120 145ZM183 144V145H184ZM188 144V142H187ZM200 144V143H198ZM213 144V145H214ZM46 145V144H45ZM52 147V143L50 144ZM60 145V143L58 144ZM115 145V144H114ZM147 145H149L147 143ZM178 145V144H176ZM190 145V143H189ZM188 145V147H189ZM217 145V144H216ZM171 146V145H170ZM180 146V144H179ZM195 145H192V147ZM211 146V145H210ZM48 147L50 148V146L48 145ZM121 147V145H120ZM119 147V148H120ZM123 147V146H122ZM121 147V149H122ZM125 147V146H124ZM196 147V146H195ZM22 148V147H20ZM118 148V149H119ZM127 148V147H125ZM181 148V147H179ZM185 148V147H184ZM194 148V147H193ZM197 148H199V145L197 146ZM217 148V147H214ZM222 148V147H221ZM124 149V148H123ZM169 149V148H168ZM172 149V148H171ZM178 149V148H177ZM192 149V148H191ZM223 149V148H222ZM153 150H155L153 148ZM152 150V151H153ZM157 150V149H156ZM170 150V149H169ZM168 150V151H169ZM187 150V148H186ZM193 150V149H192ZM206 150V149H203ZM214 150V149H212ZM228 150V148L226 149V151ZM120 151V149H119ZM123 151V150H122ZM128 151V150H126ZM151 151V152H152ZM164 151V150H163ZM167 151V150H165ZM173 151V150H172ZM183 151V150H182ZM190 151V150H189ZM195 151V150H193ZM210 151V150H209ZM222 151V150H220ZM225 151V149H224ZM224 151H222V153H224ZM240 151V150H239ZM242 151V150H241ZM257 151V150H256ZM121 152V151H120ZM184 152V151H183ZM198 152V151H197ZM197 152H195V154H198ZM208 152V150L206 151ZM245 152V151H244ZM243 152V153H244ZM153 153H155L153 151ZM164 153V152H161ZM193 153V152H192ZM229 154V152H227ZM251 153V152H250ZM253 153V152H252ZM149 154V153H148ZM147 154V155H148ZM158 154V152H157ZM174 154V153H173ZM191 154V153H190ZM206 154V153H205ZM226 154V153H225ZM235 154V153H234ZM23 155V154H22ZM159 155V154H158ZM157 155V156H158ZM161 155V154H160ZM170 155V154H169ZM169 155L167 157H169ZM175 156H177V154H174ZM184 155V153H183ZM186 155V154H185ZM188 155V154H187ZM192 155V154H191ZM199 155V154H198ZM209 155V153H208ZM216 155V154H214ZM252 155V154H251ZM249 155V159L250 156ZM254 155V153H253ZM264 155V154H263ZM24 156V155H23ZM123 156V155H122ZM151 157V155H148V157ZM154 156V154L152 155ZM172 156V155H171ZM170 156V157H171ZM201 156V155H200ZM203 157H206L204 155H202ZM220 156V155H219ZM128 157V156H127ZM164 157V156H163ZM193 157V156H192ZM208 157V156H207ZM216 157H218L216 155ZM222 157V156H221ZM24 158V157H23ZM191 158V157H190ZM211 158V157H209ZM243 158V157H242ZM255 158V157H254ZM122 159V158H121ZM129 160V158H126ZM163 159V158H162ZM173 159V158H172ZM180 159V158H179ZM182 159V158H181ZM186 159V158H184ZM246 159V158H245ZM256 159V158H255ZM127 160V162H128ZM137 160V159H136ZM187 160V159H186ZM196 160V159H195ZM194 160V161H195ZM202 160V159H201ZM223 160V159H221ZM248 160V157L247 159ZM252 160V159H251ZM263 160V159H262ZM190 161V160H189ZM192 161V160H191ZM199 161V160H198ZM205 161V160H204ZM218 161L217 159L215 160V162ZM249 161V160H248ZM247 161V162H248ZM257 161V160H256ZM36 162V161H35ZM34 162V163H35ZM137 161H135L134 163H136ZM182 162V161H181ZM180 162V163H181ZM188 162V161H187ZM197 161L193 162L196 163ZM206 162V161H205ZM232 162V161H231ZM184 163V162H182ZM190 163V162H189ZM219 164L222 162H218ZM217 163V164H218ZM252 163V162H251ZM258 163V162H257ZM163 164V163H162ZM171 164V163H170ZM169 164V165H170ZM186 164V163H184ZM192 164V163H191ZM207 164V162H206ZM225 164V163H224ZM231 164V163H230ZM229 164V166H230ZM236 164V163H235ZM233 164V165H235ZM25 165V164H24ZM40 165V164H39ZM138 165V166H140ZM188 165V164H187ZM203 165V162H202ZM241 165V164H240ZM243 165V164H242ZM256 165V164H255ZM258 165V164H257ZM41 166V165H40ZM134 168V165H132ZM149 166V164H148ZM155 167L158 165H154ZM177 166V164H176ZM263 167V165H260ZM23 167V166H22ZM20 167V168H22ZM160 167V166H159ZM175 167V166H174ZM186 167V166H185ZM188 167V166H187ZM205 167V164H204ZM258 167V166H257ZM138 167H136L137 169ZM152 168V167H151ZM164 168V167H163ZM219 168V167H218ZM248 168V167H247ZM264 168V167H263ZM23 169V168H22ZM187 169V168H186ZM222 169V168H221ZM250 169V168H248ZM158 170V169H156ZM175 171V168L173 169ZM172 170V171H173ZM253 172V169H251ZM255 170V169H254ZM259 171V167L257 169ZM127 171V170H126ZM129 171V170H128ZM127 171V172H128ZM153 171V170H152ZM173 171V172H174ZM250 171V170H249ZM260 171H262L260 169ZM89 172V173H88ZM176 172V171H175ZM184 172V171H183ZM219 172V171H218ZM222 172V171H221ZM223 172H225L223 170ZM231 172V171H230ZM256 172V171H255ZM16 173V172H15ZM14 173V174H15ZM41 173V172H40ZM192 174V172H190ZM190 173L188 174L187 171L185 174L190 175ZM194 173V172H193ZM232 173V172H231ZM230 173V174H231ZM235 173V172H233ZM237 173V172H236ZM260 173V172H259ZM263 173V171H262ZM19 174V173H18ZM127 174V173H126ZM148 174H151L150 171ZM162 174L163 172L160 171V169L158 170L155 178L151 179L153 180V183L155 185L157 184H162ZM183 174V173H182ZM202 174V173H201ZM204 174V173H203ZM221 174V173H220ZM242 174H244L242 172ZM261 174V173H260ZM169 174V179L170 178ZM187 175V176H188ZM193 175H196L193 174ZM192 175V176H193ZM234 175V174H233ZM240 175V174H239ZM263 174H261L262 177ZM34 176H36L34 174ZM138 176V175H137ZM177 176V175H176ZM191 176V177H192ZM203 175H201L202 177ZM206 176V175H205ZM208 176V175H207ZM235 176V175H234ZM238 176V175H236ZM241 176V175H240ZM247 176V175H245ZM260 176V175H258ZM179 177V176H177ZM243 177V176H242ZM251 177V176H250ZM186 178V177H185ZM188 179V177H187ZM187 179L185 181H187ZM192 179V178H191ZM189 178V180H191ZM204 179V178H203ZM207 179V178H206ZM258 179V178H257ZM184 180V179H182ZM230 181L232 180L231 178L229 179ZM228 180V181H229ZM244 180V179H243ZM260 180V179H259ZM167 181V180H166ZM165 181V182H166ZM176 181V180H175ZM184 181V182H185ZM264 181V180H262ZM78 182H81L82 189H77L74 187V185ZM126 182V183H125ZM168 182V181H167ZM216 182V181H215ZM214 182V183H215ZM220 182V181H219ZM150 184L152 182H147V184ZM169 183V182H168ZM168 183H164V184H168ZM179 183V182H176ZM186 183V182H185ZM188 184L190 182H187ZM186 183V184H187ZM206 183V182H205ZM213 183V181H212ZM220 183L223 184V182L221 181ZM148 184V185H149ZM153 184V185H154ZM163 184V186H164ZM171 183H169L170 185ZM184 184V185H186ZM209 184H211V182H209ZM126 185V187L129 188V191H127L126 193L123 192L121 190V187ZM173 185V184H171ZM170 185V186H171ZM197 187L198 184H196ZM225 185V183L223 184ZM230 185V184H229ZM177 186V185H176ZM189 185H186V187ZM195 186V185H193ZM208 186V185H207ZM155 187V186H154ZM178 187V186H177ZM212 187V186H211ZM75 188V189H74ZM152 188V187H151ZM165 188V187H164ZM163 188V189H164ZM168 188V187H167ZM176 188V187H175ZM192 188V187H191ZM202 188V187H201ZM200 188V189H201ZM177 189V188H176ZM199 189V188H198ZM188 191V188L186 189ZM154 191V189H153ZM171 191V190H170ZM186 191V192H187ZM128 192L131 193V196L128 194ZM157 192V191H156ZM172 192V191H171ZM201 192V191H199ZM151 193V192H150ZM153 193V192H152ZM260 193V192H259ZM149 194V193H148ZM197 194V193H196ZM202 194V193H201ZM262 194V193H261ZM136 195V197L132 199V197ZM154 195V194H153ZM189 195V194H187ZM260 195V194H259ZM156 196V195H155ZM190 196V195H189ZM205 196V195H203ZM203 196H201V198L203 199ZM149 197V196H148ZM191 197V196H190ZM198 197V196H197ZM208 197V196H207ZM206 197V198H207ZM261 197V195H260ZM92 198L94 199H101L103 201L104 204H106L108 206V210L107 212H103L102 209H98L97 207L94 206ZM156 198V197H154ZM153 198V199H154ZM193 198V197H192ZM149 199V198H147ZM152 199V198H150ZM151 202H155V201ZM195 199V198H193ZM201 199V200H202ZM209 200L212 198H208ZM199 200V199H198ZM200 200V201H201ZM204 200V199H203ZM260 200V199H259ZM259 200H257L259 202ZM262 200V197H261ZM264 200V199H263ZM215 201V199H214ZM219 201V200H218ZM234 201V200H233ZM149 202V201H147ZM195 202H198L197 200ZM202 202V201H201ZM143 203V202H142ZM150 203V202H149ZM148 203V204H149ZM185 203V202H184ZM194 203V202H193ZM208 203V202H207ZM210 203V201H209ZM238 203V202H236ZM240 203V202H239ZM261 203V202H259ZM141 204V203H140ZM153 204V203H152ZM151 204V205H152ZM204 205V202L202 203ZM211 204V203H210ZM214 204V203H213ZM142 205V204H141ZM165 206H167L166 204H164ZM195 205V204H194ZM199 205L196 203V206ZM217 205V204H216ZM242 206V204H238V207L240 208V206ZM262 205V204H261ZM144 206V205H143ZM190 206V205H189ZM201 206V205H200ZM206 206V205H204ZM210 206V205H209ZM212 206V204H211ZM210 206V208H212ZM232 206V205H231ZM230 206V207H231ZM245 206V205H244ZM242 206V207H244ZM146 204H145V206ZM150 207V205H149ZM213 207H215L216 210V206L214 205ZM234 207H236L234 205ZM247 207V206H246ZM256 207H261L260 204L259 206ZM151 208V207H150ZM191 208V207H189ZM199 208V207H197ZM209 208V207H208ZM245 208V207H244ZM248 208V207H247ZM246 208V209H247ZM251 208V207H250ZM263 208V207H261ZM142 209V208H141ZM186 209V208H184ZM200 209H205L203 206H201ZM214 209V208H212ZM243 209V208H242ZM241 209V210H242ZM127 210V208H126ZM125 210V212H127ZM206 210V209H205ZM214 210V211H215ZM240 210V209H239ZM151 211V210H150ZM199 211V210H197ZM207 211V210H206ZM212 210H210L211 212ZM219 211V210H218ZM217 211V212H218ZM264 211V210H263ZM153 212H155L153 210ZM221 212V211H219ZM231 212V211H230ZM234 214L236 212H231V214ZM240 213V212H238ZM94 214H100L101 216L103 215L104 217H106V224L104 225L103 222L101 220H97ZM119 214V213H118ZM128 214V212H127ZM131 214V213H129ZM201 214V216L199 215ZM204 214V212H203ZM241 214V213H240ZM247 213H245L246 215ZM259 214V213H258ZM236 215V214H235ZM238 215V214H237ZM241 215H244V213H242ZM257 216V214H255ZM260 215V214H259ZM258 215V216H259ZM99 216V215H98ZM123 216V215H122ZM121 216V217H122ZM127 216V215H126ZM125 216V217H126ZM130 216V215H129ZM233 216V215H232ZM120 217V218H121ZM235 217V216H233ZM250 217V216H248ZM260 217V216H259ZM100 218V216H99ZM102 218V217H101ZM262 218H264V215L262 216ZM124 219V218H123ZM129 219V217H128ZM226 219V218H225ZM256 219V217H255ZM261 219V218H260ZM104 220V219H103ZM177 220V219H176ZM204 220V221H203ZM263 220V219H262ZM148 221V222H147ZM201 221L202 223L204 222V226H206L207 229H204L203 225L201 226ZM255 221V220H252ZM250 221V222H252ZM259 221V220H258ZM193 223V229L188 230L184 223ZM225 222V220H224ZM249 222V223H250ZM257 222V221H256ZM223 223V221H222ZM231 223V222H229ZM239 223V222H238ZM248 223V222H245ZM244 223V224H245ZM248 223V224H249ZM258 223V222H257ZM111 225L112 226V233L108 232L107 229V225ZM226 224V223H225ZM243 224V223H241ZM243 224V225H244ZM247 224V225H248ZM253 224V223H252ZM259 224V225H258ZM258 228H260L259 226L263 227V223L260 224V222L258 223ZM156 226V228H158V231L156 232V234H154V236L151 238H147L146 235H144V230L146 229V226ZM226 225H230V227L232 228L231 224H227ZM238 225V224H237ZM254 226H256L255 224H253ZM188 226V225H187ZM246 226V225H245ZM250 226V224H249ZM236 227V226H235ZM238 227V226H237ZM189 228H192L189 227ZM234 228V227H233ZM232 228V229H233ZM242 228V227H241ZM264 228V227H263ZM225 229V230H224ZM228 229V227H227ZM236 229V228H234ZM14 230L16 231V233H14ZM244 230V229H242ZM81 234L82 239L84 241L85 246H79L78 247V254H74L69 247V241L72 240L74 237H76V235ZM149 232V231H148ZM229 233H231V231H229ZM236 233V232H235ZM244 233V232H243ZM233 234V233H232ZM236 234H239L238 232ZM225 235V234H223ZM234 235V234H233ZM244 235V234H242ZM226 236V235H225ZM239 237V236H238ZM242 237V236H241ZM225 239H228L227 237ZM226 241V240H225ZM239 241H241L239 239ZM235 242V241H234ZM79 243V242H78ZM219 243V242H218ZM226 243V242H225ZM237 243V242H236ZM235 243V245H236ZM242 243V242H241ZM240 243V244H241ZM227 244V243H226ZM233 244V243H232ZM239 244V243H238ZM247 244V243H244ZM243 244V245H244ZM249 244V243H248ZM247 244V247H248ZM215 246V245H213ZM230 246V244H229ZM233 246V245H232ZM221 247V246H219ZM218 247V248H219ZM225 247V244H224ZM231 247V246H230ZM236 247V246H235ZM239 247V246H238ZM227 248V247H226ZM234 248V247H233ZM220 249V248H219ZM218 249V250H219ZM225 248H223L224 250ZM237 250V249H236ZM256 256L255 258L258 260V262H261L260 264H264V247H260V244L256 245ZM222 251V250H221ZM227 253V252H226ZM210 255V253H209ZM230 255V254H229ZM228 256V253H227ZM254 256L253 255H249L247 256L246 260H245V264H252V258ZM209 258V257H208ZM214 258V257H212ZM205 263V261H204ZM208 264V262H207ZM213 264V261H212ZM243 264V263H240Z\"/></svg>",
	"mask_w": 264,
	"mask_h": 264
}]
</instances>
